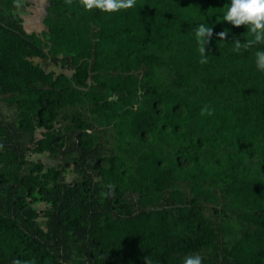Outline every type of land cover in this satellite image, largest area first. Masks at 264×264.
I'll list each match as a JSON object with an SVG mask.
<instances>
[{
    "label": "trees",
    "instance_id": "obj_1",
    "mask_svg": "<svg viewBox=\"0 0 264 264\" xmlns=\"http://www.w3.org/2000/svg\"><path fill=\"white\" fill-rule=\"evenodd\" d=\"M46 1L0 0V259L264 264V0Z\"/></svg>",
    "mask_w": 264,
    "mask_h": 264
},
{
    "label": "rangeland",
    "instance_id": "obj_2",
    "mask_svg": "<svg viewBox=\"0 0 264 264\" xmlns=\"http://www.w3.org/2000/svg\"><path fill=\"white\" fill-rule=\"evenodd\" d=\"M29 2V5H27L25 8L28 9L29 14L27 15H21L22 17V27L26 32H39L44 28L42 18L43 16L47 13L46 6H47V1L46 0H26ZM35 61L39 62L46 70H54L58 71L59 68L57 66L52 65L51 63L48 62V60H40L38 58H34ZM64 72H67L66 69H62ZM2 111V109H1ZM63 123V122H62ZM58 155V154H57ZM61 159H58L59 161L67 160L70 162V155L67 154L63 157L58 156ZM56 163V160H55ZM75 176L73 171L71 170L67 171L65 174L66 179H69L71 177ZM35 207L37 209L42 208V205L40 203L35 204ZM205 213H208V210H205ZM0 264H12V258L7 257V258H2L0 259Z\"/></svg>",
    "mask_w": 264,
    "mask_h": 264
}]
</instances>
